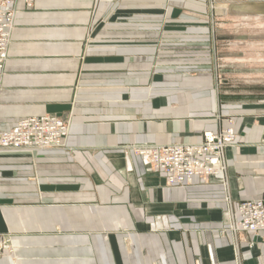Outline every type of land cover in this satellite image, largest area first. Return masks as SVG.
<instances>
[{"label": "crops", "instance_id": "1", "mask_svg": "<svg viewBox=\"0 0 264 264\" xmlns=\"http://www.w3.org/2000/svg\"><path fill=\"white\" fill-rule=\"evenodd\" d=\"M213 1L16 0L0 131L44 114L72 129L63 148L0 153V233L16 240L0 264H264L260 234L228 229L219 183L166 186L131 149L231 118L234 207L264 197V105L218 96L208 29L264 0Z\"/></svg>", "mask_w": 264, "mask_h": 264}, {"label": "built area", "instance_id": "2", "mask_svg": "<svg viewBox=\"0 0 264 264\" xmlns=\"http://www.w3.org/2000/svg\"><path fill=\"white\" fill-rule=\"evenodd\" d=\"M31 6L32 0H24ZM16 0H0V75L8 56L14 28ZM218 132H203L197 143L141 144L132 152L150 169L162 172L166 183L185 186L199 176L205 183H219L230 215L228 229L234 236L241 233L260 234L264 240V197L239 201L233 206L229 189L226 148L235 144L237 134L233 120ZM72 125L55 114H44L18 120L10 129L0 131V153H17L60 149L66 145ZM4 235L0 234V255L4 252ZM14 250V248H13Z\"/></svg>", "mask_w": 264, "mask_h": 264}, {"label": "rangeland", "instance_id": "3", "mask_svg": "<svg viewBox=\"0 0 264 264\" xmlns=\"http://www.w3.org/2000/svg\"><path fill=\"white\" fill-rule=\"evenodd\" d=\"M212 5L214 1L208 0V6ZM225 8L210 16L208 28L218 96L231 102L264 105V6L233 2ZM150 170L164 177L162 172L153 168ZM164 182L166 186H171L165 179ZM231 199L234 206L233 197ZM2 235L5 237L4 252L0 258L12 256L16 240L8 234Z\"/></svg>", "mask_w": 264, "mask_h": 264}]
</instances>
